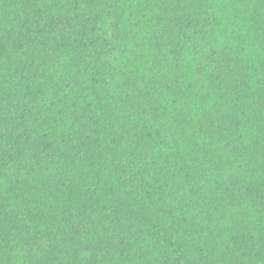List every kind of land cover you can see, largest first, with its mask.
<instances>
[{
  "label": "trees",
  "instance_id": "16d2710c",
  "mask_svg": "<svg viewBox=\"0 0 264 264\" xmlns=\"http://www.w3.org/2000/svg\"><path fill=\"white\" fill-rule=\"evenodd\" d=\"M0 264H264V0H0Z\"/></svg>",
  "mask_w": 264,
  "mask_h": 264
}]
</instances>
